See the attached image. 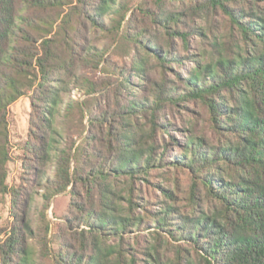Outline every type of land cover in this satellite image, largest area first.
<instances>
[{
  "label": "trees",
  "instance_id": "1",
  "mask_svg": "<svg viewBox=\"0 0 264 264\" xmlns=\"http://www.w3.org/2000/svg\"><path fill=\"white\" fill-rule=\"evenodd\" d=\"M131 1L97 0L89 8L86 4L88 10L83 7L79 13L86 16L93 27L109 32L114 38L123 25V37L141 44L146 56L157 60L160 78L149 81L151 97H138L125 105L129 117L141 114L147 124L135 130L120 131L116 135L115 153L111 152L112 156L106 158L108 164L89 168L85 176L79 173L77 166L70 172L68 149L58 150L55 180L47 186V200L53 192L66 191L73 179L84 185H97L99 180L111 176L131 179L146 174L154 160L155 149V144L147 146V140L153 139L159 128L168 131L167 125L158 122L162 108L166 104L197 100L207 109L216 141L190 130L183 139L172 136V141L185 147L183 152L189 159L179 155L178 165L195 171L212 209L183 214L174 212L173 206H166L162 214L153 217L149 223H154V233L157 229L164 230L175 241L192 243L201 264H264V0H152L157 10L142 0L127 16L132 8ZM167 2L189 3L192 9L201 5L219 8L239 34L231 47L216 50V57L204 60L200 55L190 60L193 64L184 68L185 72H177V82H169L164 70L169 62L179 64L185 58L173 53L170 39L181 37L187 48L188 33L171 27L177 25L180 18L177 12L165 10ZM58 3L59 0H0L1 194L7 192L9 155L5 113L11 103L26 96L31 89L37 90L35 96H31L32 103H42L43 117L50 129L48 137L41 143V153H37L42 161L51 159L56 133L52 124L56 118L69 116L74 108L83 117V104L73 98V92L64 80L65 76L74 75V57H59L54 49L56 40L47 38L52 28L50 21L22 13L25 6L44 11L56 8ZM137 12L150 19L152 25L165 30L168 37L165 42L150 33L147 27H131L137 20ZM106 17L110 18L108 22L104 20ZM138 65L133 66L132 73L145 79L142 65ZM55 73L59 75L57 78H53ZM127 85L128 75L120 81V87ZM88 89L91 93L93 85ZM94 120L92 118L90 122ZM99 194V210L94 213L87 209L79 218L84 224L74 226L76 229L81 227L76 231V245L70 242L66 249L62 248L55 256L58 264H136L127 254L124 235L132 228H153L144 222V217L134 214L131 197L127 200L131 208L125 211L115 201L117 194L108 186L100 188ZM74 204L79 211L85 209L81 202ZM172 220L176 222L171 223ZM17 237V233H12L3 242L0 238L1 264H8L18 255H21L19 261L26 262L27 251L18 248ZM107 238H116L119 242H108Z\"/></svg>",
  "mask_w": 264,
  "mask_h": 264
},
{
  "label": "rangeland",
  "instance_id": "2",
  "mask_svg": "<svg viewBox=\"0 0 264 264\" xmlns=\"http://www.w3.org/2000/svg\"><path fill=\"white\" fill-rule=\"evenodd\" d=\"M59 1L53 9L42 11L25 6L22 13L50 21L52 28L47 38L56 40L55 51L60 58L74 57V75L65 76L64 80L71 88L73 98L83 104V117L74 108L69 116L56 118L52 124L56 133L51 159L42 161L37 153L50 129L43 117L42 103H32L31 96H35L37 90L31 89L26 96H21L7 107L5 133L9 161L6 165L7 192L0 193V238L3 242L10 234L17 233L18 248L23 247L27 251L25 263L19 261L21 255H18L13 256L8 264H58L55 256L70 242L76 245V231L81 227L76 229L74 226L84 224L79 218L86 214L87 209L94 213L99 210V189L106 186L117 194L115 201L125 211L131 208L127 201L131 197L134 214L144 217V222L153 228H132L124 235L127 254L134 258L136 264H201L192 243L175 241L164 230L157 229L158 232L154 233V223H149L153 217L160 216L166 206H173L174 212L183 214L212 209V203L206 198L203 184L195 171L178 165L179 155L189 159V155L183 152L185 147L172 141V136L183 139L188 130L216 141L210 129L207 109L200 101L166 104L162 108L158 122L167 125L168 131L159 128L155 137L147 140V146L155 144V149L154 160L146 174H138L131 179L111 176L99 180L97 185H84L73 179L72 185L64 192L54 193L50 189L53 193L47 200V186L55 180L58 150L66 148L70 152V172L77 166L79 173L85 176L93 166H106L109 161L106 158L115 153L114 148L118 144L116 135L125 129L135 130L147 124L141 114L129 117L125 105L138 97H151L149 81L160 78L157 60L147 57L141 44L123 37V25L114 38L109 32L93 27L90 20L79 13L83 7L88 10L87 7L97 0L81 3L78 0ZM141 1H131L132 8L127 16ZM146 1L150 8L157 10L152 0ZM165 10L177 12L180 18V22L171 27L188 33L187 48L181 37L170 39L173 53L185 60L179 64H167L168 68L164 71L169 82H177V72H185L184 68L193 64L190 60L200 55L204 60L216 57V50L231 47L239 38L237 30L219 8L201 5L192 9L189 3L167 2ZM135 17L137 20L131 27H147L163 42L168 38L164 29L152 25L142 13L137 12ZM104 20L108 22L110 18ZM138 63L142 65L145 79L132 73L133 66ZM127 75L129 85L120 87L122 77ZM57 76L55 73L53 78ZM49 84L46 83L47 86ZM90 85L94 90L88 93ZM92 118L95 120L90 122ZM86 136L91 138L86 140ZM75 202H81L85 209L79 211ZM173 215L176 216V213ZM107 241L119 242V239L107 238ZM1 258L0 253V264Z\"/></svg>",
  "mask_w": 264,
  "mask_h": 264
}]
</instances>
